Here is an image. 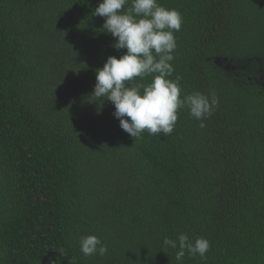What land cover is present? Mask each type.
Returning <instances> with one entry per match:
<instances>
[{
	"label": "trees",
	"instance_id": "trees-1",
	"mask_svg": "<svg viewBox=\"0 0 264 264\" xmlns=\"http://www.w3.org/2000/svg\"><path fill=\"white\" fill-rule=\"evenodd\" d=\"M100 2L0 0V264H264V0H157L182 15L169 79L218 106L136 140L88 97L126 52ZM181 233L206 257L176 260Z\"/></svg>",
	"mask_w": 264,
	"mask_h": 264
},
{
	"label": "clouds",
	"instance_id": "clouds-1",
	"mask_svg": "<svg viewBox=\"0 0 264 264\" xmlns=\"http://www.w3.org/2000/svg\"><path fill=\"white\" fill-rule=\"evenodd\" d=\"M128 2L101 0L95 8V16L105 19L102 29L113 37V47L126 52L119 58L109 56L103 68L97 69L96 84L88 97L96 98L101 107L105 101L111 102L113 116L134 140L145 130L150 135L171 134L182 108L198 121L210 117L218 106L215 93L209 97L195 91L181 98V78L169 79L174 72L170 62L177 47L174 32L182 27L181 13L161 6L157 0H131V6L124 10ZM147 76L153 77L147 85L128 83ZM200 127L205 124L201 122ZM177 240L166 237L163 244L173 249L178 246V261L185 251L205 258L210 249V242L203 237L193 241L181 233ZM79 245L85 256H104L108 252V246L95 235L80 237Z\"/></svg>",
	"mask_w": 264,
	"mask_h": 264
}]
</instances>
